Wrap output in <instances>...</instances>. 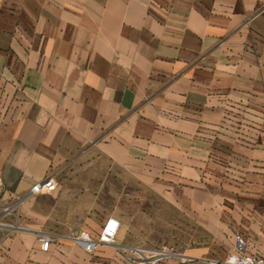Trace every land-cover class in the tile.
<instances>
[{
	"label": "crops",
	"instance_id": "obj_1",
	"mask_svg": "<svg viewBox=\"0 0 264 264\" xmlns=\"http://www.w3.org/2000/svg\"><path fill=\"white\" fill-rule=\"evenodd\" d=\"M236 235L264 258V0H0V264L226 263Z\"/></svg>",
	"mask_w": 264,
	"mask_h": 264
},
{
	"label": "built area",
	"instance_id": "obj_2",
	"mask_svg": "<svg viewBox=\"0 0 264 264\" xmlns=\"http://www.w3.org/2000/svg\"><path fill=\"white\" fill-rule=\"evenodd\" d=\"M57 181L53 176H48L36 183L32 189V194L49 193L56 189ZM119 223L115 219H109L105 224L98 240L92 239L87 233H79L73 235V240L88 253H93L99 243L112 244L115 242ZM42 251L47 252L52 239L42 235L38 239ZM166 256L165 251L159 252ZM209 264H264V258L257 256L248 251V243L241 235L235 236V256L228 263L211 261Z\"/></svg>",
	"mask_w": 264,
	"mask_h": 264
},
{
	"label": "rangeland",
	"instance_id": "obj_3",
	"mask_svg": "<svg viewBox=\"0 0 264 264\" xmlns=\"http://www.w3.org/2000/svg\"><path fill=\"white\" fill-rule=\"evenodd\" d=\"M109 166L110 165L107 162H103V167L104 168L109 167ZM190 229H191V225L190 224H184V237L185 238L182 239V240H179V239H171V240L165 239V240H163L162 237H161V236H163L162 233L153 232V240H152L153 246H152V248L153 249H157V250H159L161 252H162L163 248H167L165 252L168 251V253H169L170 249L179 250L180 248L184 247V245L191 243V240L187 239V235L190 233ZM247 243H248V248H249V242L247 241ZM230 255H233V252H231ZM156 258L164 259V258H166V256H164L163 254L162 255L158 254V255L155 256V259ZM228 262H226V263H228Z\"/></svg>",
	"mask_w": 264,
	"mask_h": 264
}]
</instances>
